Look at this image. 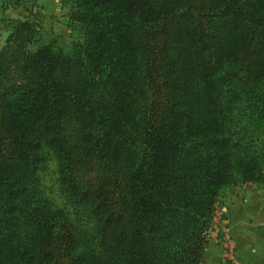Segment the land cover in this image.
Returning a JSON list of instances; mask_svg holds the SVG:
<instances>
[{
	"label": "trees",
	"instance_id": "obj_1",
	"mask_svg": "<svg viewBox=\"0 0 264 264\" xmlns=\"http://www.w3.org/2000/svg\"><path fill=\"white\" fill-rule=\"evenodd\" d=\"M65 19L72 54L30 51V20L0 49V264H201L221 191L264 185V0H75ZM43 148L100 219L101 260L38 199Z\"/></svg>",
	"mask_w": 264,
	"mask_h": 264
},
{
	"label": "rangeland",
	"instance_id": "obj_2",
	"mask_svg": "<svg viewBox=\"0 0 264 264\" xmlns=\"http://www.w3.org/2000/svg\"><path fill=\"white\" fill-rule=\"evenodd\" d=\"M73 1L75 0H53L48 4L50 8H54L53 13L56 16L50 17V19L56 18L55 22H52L42 13L44 8L41 0H0V49L4 47L15 21L30 20L39 28L37 38L28 47L30 51H35L38 45H50L61 48L67 54H72V45L78 41V34L71 33L66 26L65 18ZM227 70H230V65L223 69L222 74ZM132 124L129 129L136 136V144L132 147L128 146L127 153L125 152L123 163L125 173H130L137 167L141 156L142 122L133 121ZM257 144L264 145V139L258 140ZM41 156L42 162L33 181L38 199L45 202L48 209L61 211L71 225L77 231H81L79 252L86 256L91 254L92 258L98 257L99 249L95 250V248L99 241L100 219L95 217L92 206L79 205L74 197L66 192L55 155L49 149L43 148ZM243 190L255 191L264 200L263 184L255 183L252 179H239L231 183L219 195L210 229L215 220L221 218L222 210L227 203L226 198L229 195L232 198ZM208 236L209 234L206 238Z\"/></svg>",
	"mask_w": 264,
	"mask_h": 264
},
{
	"label": "crops",
	"instance_id": "obj_3",
	"mask_svg": "<svg viewBox=\"0 0 264 264\" xmlns=\"http://www.w3.org/2000/svg\"><path fill=\"white\" fill-rule=\"evenodd\" d=\"M51 2L41 0L42 13L55 22L54 8L48 6ZM226 199L222 216L215 220L207 237L201 264H223L231 256L238 264H264V200L252 190Z\"/></svg>",
	"mask_w": 264,
	"mask_h": 264
},
{
	"label": "built area",
	"instance_id": "obj_4",
	"mask_svg": "<svg viewBox=\"0 0 264 264\" xmlns=\"http://www.w3.org/2000/svg\"><path fill=\"white\" fill-rule=\"evenodd\" d=\"M209 233L206 234V236L208 235ZM225 241L229 244V245H232L231 244V241L229 242V239H225ZM223 264H238V262L233 258V256L229 257L228 259H226L224 261Z\"/></svg>",
	"mask_w": 264,
	"mask_h": 264
}]
</instances>
